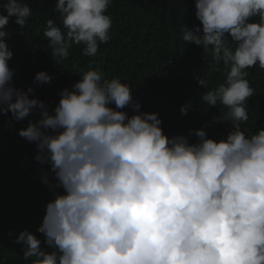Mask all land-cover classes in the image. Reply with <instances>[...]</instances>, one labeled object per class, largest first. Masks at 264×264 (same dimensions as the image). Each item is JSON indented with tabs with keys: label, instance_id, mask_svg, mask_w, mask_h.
<instances>
[{
	"label": "clouds",
	"instance_id": "1",
	"mask_svg": "<svg viewBox=\"0 0 264 264\" xmlns=\"http://www.w3.org/2000/svg\"><path fill=\"white\" fill-rule=\"evenodd\" d=\"M111 4L57 0L60 24L47 19L43 31L56 64L69 57L73 45H83V56H96L111 39L113 21L106 14ZM0 8L6 13H0V113L21 121L40 110L41 118L18 134L35 143L37 161L50 165L56 181L51 187L63 189L46 204L37 229L51 251L25 229L16 239L24 245L25 261L264 264V127L251 135L241 127L255 95L247 69L264 70V0H195L202 29L182 33L184 42L211 55L210 73L221 64L226 70L224 81L199 97L225 109L213 117L231 124L219 141L203 128L169 137L157 112L140 111L129 84L91 64L87 70L74 65L80 79L59 93L50 113L43 101L30 98L32 87L14 86L15 70L9 67L7 25L15 17L25 26L32 9L23 0H6ZM51 79L45 71L34 77L38 84ZM196 79L207 88L205 79ZM188 111L181 106V115Z\"/></svg>",
	"mask_w": 264,
	"mask_h": 264
},
{
	"label": "trees",
	"instance_id": "2",
	"mask_svg": "<svg viewBox=\"0 0 264 264\" xmlns=\"http://www.w3.org/2000/svg\"><path fill=\"white\" fill-rule=\"evenodd\" d=\"M5 2L0 0V5ZM23 2L33 12L28 23L21 27L12 17L6 29L9 32L6 43L13 52L9 61V67L15 70L13 84L25 91L32 87L30 98L43 101L50 113L59 103V93L65 88L72 90L80 79L74 65L87 70L91 64L93 68H101L107 78L118 77L129 84L134 101L141 104L140 111L157 112L169 137L187 136L189 130L203 128L209 138L217 141L226 138L231 124L213 122V117L225 110L223 106L209 107L199 100L205 91L224 81L226 70L221 64L220 71L210 73L211 55L201 46L182 40L185 28L202 29L195 16V0H112L106 13L113 21L111 39L100 44L94 57L82 55L83 45H73L69 57L60 64L55 63L43 36L47 19L60 24L55 12L57 0ZM39 71L47 72L51 81L35 82ZM247 71L255 95L248 100L249 120L241 127L251 135L264 127V70L254 66ZM198 75L207 81V88L198 84ZM183 105L189 106L186 115L180 113ZM122 110L129 116L133 114L130 107ZM40 118L38 108L21 121H15L11 112L0 113V264H29L23 258L24 245L16 243L25 229L41 240L42 249L51 251L37 229L42 224L46 204L63 189L51 187L56 181L50 165L37 161L35 143L18 134ZM189 140L195 143L197 138L192 136ZM44 173L48 183L44 182Z\"/></svg>",
	"mask_w": 264,
	"mask_h": 264
}]
</instances>
